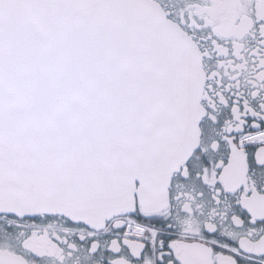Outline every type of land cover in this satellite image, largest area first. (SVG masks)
I'll return each mask as SVG.
<instances>
[{
    "label": "snow or ice",
    "instance_id": "1",
    "mask_svg": "<svg viewBox=\"0 0 264 264\" xmlns=\"http://www.w3.org/2000/svg\"><path fill=\"white\" fill-rule=\"evenodd\" d=\"M0 264H264V0H0Z\"/></svg>",
    "mask_w": 264,
    "mask_h": 264
}]
</instances>
